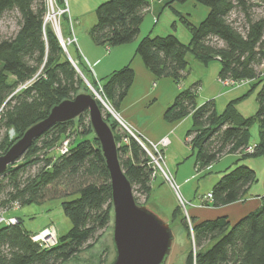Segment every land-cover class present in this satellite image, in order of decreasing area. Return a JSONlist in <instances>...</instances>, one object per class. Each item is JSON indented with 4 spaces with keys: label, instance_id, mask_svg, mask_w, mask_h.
<instances>
[{
    "label": "trees",
    "instance_id": "1",
    "mask_svg": "<svg viewBox=\"0 0 264 264\" xmlns=\"http://www.w3.org/2000/svg\"><path fill=\"white\" fill-rule=\"evenodd\" d=\"M63 1L56 3L63 6ZM187 1L168 0L166 5ZM192 1L207 6L208 12L199 23L181 16L191 35L188 43L172 33L148 34L139 40L136 54L155 78L170 77L176 84L188 73V53L204 64L217 59L220 79L255 80L257 109L251 116L240 115L234 108L235 102H230L220 115L213 101L197 107L199 82L181 89L164 112L168 122L191 115L193 124L186 136L195 132L190 146L201 169L226 152L235 153L251 145L249 128L254 122L258 124L259 139L253 152H244L211 189L210 205L218 207L240 200L256 181L255 170L239 161L264 158V72L260 71L264 63V0ZM148 4L149 0H105L96 7V21L88 31L90 38L95 44L109 48L132 42L139 34ZM235 10L241 15L238 22L230 18ZM46 11V0H0V19L6 13H15L17 24L11 36H0V127L5 130L0 139V154L29 126L46 117L53 105L86 92L54 29L44 22ZM61 16L62 20L66 17ZM77 67L87 78L85 72L89 70L80 64ZM133 78V69L127 64L106 79H99L115 110ZM91 82L94 84V80ZM76 121L51 126L32 142L20 157L22 162L9 165L0 175L1 210H8L15 203L20 207L61 199V208L71 222L70 229L58 235L55 245L44 247L31 239L33 233L23 228L19 218L17 223L2 224L0 264H62L90 241L94 242L108 225L112 209L108 171L87 112ZM109 125L111 129L118 126L115 121ZM10 131L16 135L10 136ZM68 133H75L76 137L72 141L68 138L67 152L52 153L64 140L61 137ZM114 137L120 143L118 158L132 190L150 193L153 180L150 157L130 134ZM123 137L126 142H121ZM34 166L36 172L30 174ZM261 200L257 209L234 223L226 216L201 221L190 217L192 233L181 216L187 240L185 264H264V195ZM178 212L174 208L168 222Z\"/></svg>",
    "mask_w": 264,
    "mask_h": 264
},
{
    "label": "crops",
    "instance_id": "2",
    "mask_svg": "<svg viewBox=\"0 0 264 264\" xmlns=\"http://www.w3.org/2000/svg\"><path fill=\"white\" fill-rule=\"evenodd\" d=\"M104 1L66 0L67 16L63 19L66 26L65 33L62 37L64 40H67L71 36L75 38V43L70 44L71 51L67 46L68 54L72 62L76 66L77 64L83 67L85 66L89 70V75L93 80L95 78L106 79L107 76L123 66L127 64L131 66L134 72V78L125 98L116 111L130 132L142 141L151 140L155 142L162 138L168 139V144L161 148L163 164H165L164 169L166 166L165 172L177 182L179 187L183 188L182 196L192 206L189 212L190 217L201 221L226 216L230 223H234L242 216L257 209L262 203L261 198L264 195V190H260L255 187V184H251L248 192L238 201L218 207H213L210 205V201H206L204 206H207V203H209L207 208L210 209V212L205 213L204 210L207 208L200 201V198L205 194H198L196 196L197 192L191 191V183L197 176H207V174L212 172V168L223 163L225 165L222 170L216 171L217 174L212 178V183L207 193L210 192L213 185L219 180L227 168L234 167L236 161L242 156L244 151L235 153L226 152L214 163L201 169L198 166L195 154L186 136L187 131L193 124L191 115H187L175 122H168L164 118L166 108L172 104L177 93L181 89L189 87L194 82L200 83L196 97L197 107H200L207 101H213L215 111L220 115L225 111L230 102H235L234 108L240 115L244 117L251 116L252 114L245 115L243 113L246 112L244 111V103H246L245 99L248 96V87L244 83L247 81L237 82L231 86L224 85L220 81V64L216 62L218 60H211L207 64H204L194 58L190 53L186 54L187 64L189 65V62H191L195 65L196 70L192 71V74L189 75L191 68H188V73L179 84H176L170 77L155 78L136 54L137 44L143 36L148 34L159 35L154 33V27L143 32V23H141L139 34L132 42L117 45L110 48L109 51H106L105 46L95 44L88 34L89 28L96 21V7ZM166 3L167 1L165 0H149L148 7L144 10L143 20L147 15H150L153 23L156 24L159 14L166 8L173 10L179 18L183 15L173 9L176 2L168 5ZM183 17L186 16L183 15ZM180 41L188 43L190 38L186 42ZM210 66H212V70H208ZM261 67L264 68V63ZM262 71L264 70L262 69ZM255 143L257 141L250 144ZM247 159L239 162L246 164ZM194 171L197 172L196 175L193 174ZM151 186L153 188L152 183Z\"/></svg>",
    "mask_w": 264,
    "mask_h": 264
},
{
    "label": "rangeland",
    "instance_id": "3",
    "mask_svg": "<svg viewBox=\"0 0 264 264\" xmlns=\"http://www.w3.org/2000/svg\"><path fill=\"white\" fill-rule=\"evenodd\" d=\"M165 1H168V0H165ZM60 7H62V5H60ZM173 9L185 15L193 23H199L208 12L207 6L201 3L195 2V1H192V0L187 1L186 3H183V4L175 3ZM255 10L257 13L260 12L259 8ZM65 15L67 16V13H65ZM230 18L238 22L241 18V15L235 10L231 13ZM142 21L143 22L141 23H143L142 24L143 32L144 31L146 32L149 29L154 27V33H157L159 35H166L169 33L176 34V36H178V38L184 42L188 41L190 38V32L182 24L181 16L179 18L176 15V13H174V11L169 8L164 9V11L161 14H159L158 22H156V24L153 23L152 17H150V15H147L146 18ZM50 25L52 26L51 23ZM65 26H66V23L64 22V20H62V16H61V19H60L61 35H64L65 33ZM140 28H141V25H140ZM16 29H17V24H16V19H15V13H10V12L6 13L0 19V36L2 37L11 36L16 31ZM55 31L56 30L54 29V32ZM55 33L58 37L57 32ZM67 46L69 50L71 51L70 44L68 45L66 44V50H67ZM104 48L106 50V46ZM188 68L189 69L191 68L189 70V75L192 74V71L196 70L195 65L192 64L191 62H189ZM262 69L264 70V68L261 67L260 71L264 72L262 71ZM208 70H212V66L208 67ZM85 73L87 75V78L81 72L85 80H87L88 83H92L91 81L93 79L90 77L89 73L88 72H85ZM230 80L232 79H229V81ZM232 81L233 82L230 81L229 84L227 85L231 86L237 83L234 80ZM86 82H84L83 80V85H84L83 91L87 92L89 91L88 90L89 86ZM244 84H246L248 87V90H247L248 96L245 99L246 103H244L245 105L244 111L246 112H243V113H245V115H251V114L253 115V113L255 112V109H257V103H255L256 93L254 89L255 80L247 81ZM102 114H103V118L107 119L108 124H110L113 121L117 122L114 119V117L110 113H107L103 107H102ZM74 120L75 122H77L76 119ZM117 125L118 126H115L113 128L114 130L112 129L115 136L122 135L124 133L128 134L127 130L124 129L122 126H120L118 122H117ZM258 130H259L258 124L254 122L249 128V132H250L249 139L251 143H253L254 141H258L259 139ZM4 132H5L4 128L0 127V139L4 135ZM9 134L12 137L16 135L13 131H10ZM68 135H67L68 137L63 136L61 138L62 139L69 138L72 141L76 137L75 133H72V134L68 133ZM194 136H195V132L192 133V135L189 137L190 140L194 138ZM190 140H188L189 143H190ZM123 141L126 142L127 138L123 137L121 139V142ZM251 145L253 146L255 144H251ZM159 148L161 149L162 147H159ZM245 148H243L241 151H244ZM57 151L58 149L56 147L54 148L52 153L58 154ZM22 161L23 159L20 158L17 162L20 163ZM246 164L255 170L256 181L253 183V185L255 184L256 188L260 190H264V158L263 157H255V158L250 157L246 160ZM164 165L165 164L162 163L163 169H164ZM224 165L225 164L223 163L216 165L214 168L211 169L212 172L207 174V176H197V178H195L194 181L191 183V191L197 192L196 196L198 194L199 195L206 194L207 191L210 189L213 176L217 174L216 171H219V170L221 171ZM165 169H166V166H165ZM35 172H36V166L31 167L30 174H33ZM193 174L196 175L197 172L194 171ZM174 182L177 184L175 180ZM152 185H153V188L148 194L141 193L136 188L135 190L133 189L132 190L133 196L139 205L150 206L151 208H154L157 211H161L162 213L165 214V217L167 219H169L171 212L174 208L179 209V212L176 214L177 216H175V219L171 221L169 220V225L173 233V240L170 246V252L164 264H185L186 253H187L186 251L187 240L185 236V231L180 224V217L184 216V218L187 221L189 231L190 233H192L193 225L190 221V215H189V212L192 206L189 205L186 207V209H184L179 204L176 194L174 193L168 181L164 178L162 172L158 169L156 170V176L153 178ZM182 189L183 188L179 187V191L181 194L183 193ZM61 202H62L61 199H48L43 203L33 202L30 204L21 205L16 210H8L6 215L7 216L12 215V216H16L17 218H19L23 228L33 234L38 233L39 231H42L45 228L49 227L54 231V234L57 238L58 235L65 234L71 227L70 220L64 214L61 208ZM208 205L209 203H207V206H204V207L207 208ZM204 212L208 213L210 212V209L207 208L204 210ZM208 217H211V216H208ZM111 225H112V218L110 219L108 225L99 232L100 235L97 237V239L94 242L90 241L89 245L86 248H84L77 255H75L74 257L69 259L67 262H64L62 264H108L114 256Z\"/></svg>",
    "mask_w": 264,
    "mask_h": 264
},
{
    "label": "water",
    "instance_id": "4",
    "mask_svg": "<svg viewBox=\"0 0 264 264\" xmlns=\"http://www.w3.org/2000/svg\"><path fill=\"white\" fill-rule=\"evenodd\" d=\"M62 48L86 82L66 48ZM84 112H87L90 128L99 143L110 181L114 256L108 264H164L173 240L169 222L161 211L136 202L132 185L118 158L114 133L103 118L102 108L91 92H80L72 98L61 100L50 108L46 117L29 126L0 154V175L9 165L18 161L32 142L51 126L72 121Z\"/></svg>",
    "mask_w": 264,
    "mask_h": 264
},
{
    "label": "built area",
    "instance_id": "5",
    "mask_svg": "<svg viewBox=\"0 0 264 264\" xmlns=\"http://www.w3.org/2000/svg\"><path fill=\"white\" fill-rule=\"evenodd\" d=\"M47 1V11L44 17V22L46 23H51L53 28L56 30L58 34V38L64 48H66V44H71L75 43V38L74 36H71L68 38L65 42L61 35V30H60V19L61 15L67 13V6H66V0H64L63 6L60 7L57 5L56 0H46ZM109 47L106 46V50L109 51ZM87 81V80H86ZM222 84L227 85L229 82H233L232 80L229 81V79H220ZM89 90L93 94V96L97 99V101L100 103V105L106 110L107 113H110L114 119L119 123L120 126H122L124 129L127 130L128 134H130L132 137H134L137 142L144 148L148 156L150 157V164L152 167V174L151 177L152 179L156 176V170H160L164 176V178L168 181L170 184L171 188L173 189L174 193L176 194L177 200L179 204L186 209L187 206L191 205L189 201H186L182 194L179 191V185L174 182V180L165 172V170L162 167L163 163V154L161 152V149L159 147H164L168 144V139L167 138H162L158 141H151V140H146L142 141L140 138H138L136 135H134L130 130L127 128L126 124L120 117L119 113L112 107L111 103L107 99L105 92L103 90V84L102 80H99L97 78L94 79V84L88 83ZM101 107V108H102ZM190 137V136H189ZM188 137V140L190 138ZM124 142V141H123ZM120 143H117L119 145ZM69 147V139L66 138L58 146V151L60 153H65L67 152ZM254 150V145H248L244 152H253ZM212 192L206 193L203 197L200 198V201L202 202V205H205L206 201H211L212 200ZM19 208V205L17 203L13 204L11 208L8 210H16ZM8 210H1L0 209V225L2 224H14L18 222V218L16 216H7L6 213ZM31 239L37 243H39L41 246L44 247H50L53 246L57 243V238L54 234V231L47 227L42 231H39L38 233H34L31 236Z\"/></svg>",
    "mask_w": 264,
    "mask_h": 264
}]
</instances>
